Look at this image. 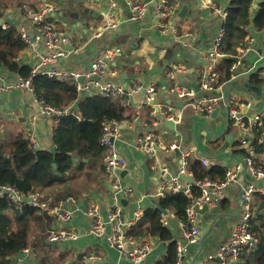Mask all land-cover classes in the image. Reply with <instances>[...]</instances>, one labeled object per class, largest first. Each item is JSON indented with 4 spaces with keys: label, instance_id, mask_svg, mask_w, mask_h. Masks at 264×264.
<instances>
[{
    "label": "crops",
    "instance_id": "obj_1",
    "mask_svg": "<svg viewBox=\"0 0 264 264\" xmlns=\"http://www.w3.org/2000/svg\"><path fill=\"white\" fill-rule=\"evenodd\" d=\"M49 1L58 3V12L55 17H52V21L57 31L68 34L69 38L65 48L72 50L67 57L54 61L52 67L83 72L89 69L93 62L103 59L106 53L120 50L121 55L117 54L110 60L109 71L105 79L122 86L126 82L132 83L128 88L132 93L130 100L133 104L129 110L134 112V117L139 116L140 121L132 127L124 128L122 137L116 141L118 153L126 159L127 164L130 162L128 174L123 179L124 186L131 189L130 195L126 198V206L123 205L126 219H132L134 211L139 205L144 210L148 207H155L158 200L154 194L159 186L171 177L181 175L180 157L175 155L176 151L168 150L173 143L178 142L184 150L195 149L196 152L191 157V163L200 162L202 158H205L212 165L217 164L225 168L244 159L242 156L233 154L234 144L237 141L242 142V132L237 125L229 120L224 104L221 103L215 110L216 113L208 117L201 116L189 105L195 99L213 94L202 89V82L207 71L206 53L211 48L218 31L225 24L227 17L225 18L223 14L227 12L233 0H210L211 7L215 6L216 11L207 8L208 0L205 1L203 7H197L196 2L199 0H169L171 12L165 20L159 16L156 4L158 0H150V3H147L146 14L140 21L132 19L131 8L127 2L114 0L118 7L113 13L119 21V26L115 30L105 33L101 38L94 36L97 29L104 23V13L108 11V2ZM134 1L145 2L144 0H131V2ZM43 2L44 0H0V12L4 24L17 28L26 26L31 29L28 18L21 12L20 6L28 4L35 10H39ZM262 3L264 0H261ZM261 4H258V0H253V5H258L257 9H254L252 5L253 14L258 11ZM186 5L188 11L182 14V9ZM158 18L162 19L161 22L158 21ZM254 32L258 33V38L253 42L257 44V49L261 50V55L256 54L253 57L254 49L244 58L241 66L237 69L238 79L234 83L221 82L223 87L226 86L225 91L228 95L253 102V108L244 111L247 117L259 112L264 104V82L258 84L253 78L255 76L258 80L259 69L264 61V31L258 32L254 28ZM76 49L79 51L73 53ZM45 51L44 43H38L32 50H23L19 62L32 67L36 63L37 55ZM119 62H121L119 67L113 66L114 63ZM2 73L8 82H14L19 76L6 71H2ZM225 74V66L221 63L219 80H223ZM124 75L127 76V79H124ZM171 75L174 76V79H171ZM174 84L194 89L195 96L187 99L180 98L171 91ZM248 84L255 88H261V90L251 89ZM138 85H142L143 88L154 85L158 104L155 106L153 104L140 105L145 95L140 91H133ZM2 106L3 110H1ZM150 110H156L155 118L149 115ZM172 110L175 113H172ZM172 118H176L175 129L165 125V122L172 121ZM150 121H152L151 125L148 124ZM54 128L52 119L40 114V106L24 90L18 89L8 93L4 104H0V141L10 140L11 134L16 137L23 133L26 137H33L39 149L51 150L55 146L53 142ZM146 134L153 135L155 140L160 143V149L158 151L155 149L153 154H146L139 149L140 140ZM230 136L231 140H229ZM252 139L250 138V140ZM247 144L249 147L245 148V144L243 148L250 152L252 150L251 143ZM257 158L260 163L264 162V153ZM159 166L167 167L166 177H163L158 171ZM185 176L194 178L190 166ZM101 178L103 180L100 183L92 181L85 182V184L82 183L84 178L81 173L66 184H57L40 191L44 195L53 196L56 203L70 200L69 208L74 212L72 219L62 224L56 217L40 210L41 213L53 218V224L48 231L62 229L71 234L76 233L78 239H67L57 244L47 240V244L50 245L48 249L32 248L36 258H23V255L19 253L10 260V264H42L39 257L48 250L49 262L47 264L53 262L80 264L84 260L88 261L91 256L98 258L95 264H156L159 259L164 257L167 254L168 245L154 237L145 236L142 239L152 245V250L149 256L138 263L129 259L132 249L130 244L126 243L122 250L109 244L107 238L114 233L115 229V224L107 218L112 187L104 169ZM252 181H254L252 174L245 171L237 182H233L225 188V199L222 203L210 206L209 210L202 215L200 219L202 231L196 244H187L180 219L173 211L168 210L169 224L165 227L172 231L174 239L178 242V247L185 248L179 264H220L216 258H209L217 256L220 249L229 242L244 211L241 196L242 187ZM255 184L260 186L261 182L255 181ZM70 187L74 192L72 196L65 199L56 198V195ZM94 205H99L100 212L107 223L105 235L102 238H95L89 233L90 222L85 212ZM258 249L259 245L253 251H245L239 260L230 261L231 264H245L246 258L254 257L255 253L252 252H257ZM80 255L81 258H79ZM246 255L248 256L245 257ZM91 264L94 262L92 261Z\"/></svg>",
    "mask_w": 264,
    "mask_h": 264
},
{
    "label": "built area",
    "instance_id": "obj_2",
    "mask_svg": "<svg viewBox=\"0 0 264 264\" xmlns=\"http://www.w3.org/2000/svg\"><path fill=\"white\" fill-rule=\"evenodd\" d=\"M108 2V11L104 13V23L97 29L95 38H101L105 33L115 30L119 26V21L116 19L113 11L117 9L118 4L114 0H86V2ZM130 5L132 12V19L140 21L146 14L148 4L143 1L122 0ZM161 4L158 5L159 16L165 20L170 16L169 0H160ZM206 0H203L205 3ZM207 8L217 10L215 6H212L210 0L206 3ZM58 3L44 0L42 7L39 10H35L28 4L20 6L21 12L28 18V20L35 21L37 25H31V29L26 26L18 27L19 34L26 46L25 49L32 50L36 44L44 43L46 51L42 54H38L36 63L32 67L31 75L28 78L17 76L14 82H8L5 75L0 71V97L2 94L11 93L14 90H24L28 92L34 99V101L40 106V114L49 117L53 121L54 127L59 125V116L68 114L71 109L66 111H60L52 106L46 104L44 101H39L35 95V89L33 87V78L38 75H47L49 77H58L59 80H67L74 84L77 93L80 96H92L102 95L109 97H120L124 103L123 105L130 109L132 103L130 96L132 93L128 91L125 93L122 85L113 81L106 80L108 73V64L113 56L116 57L120 50L114 52H108L104 55V58L92 63L91 67L83 72L69 69H56L52 67V63L59 59L65 58L70 54L72 50L65 48L66 42H68V34L57 31L55 24L52 21V17H55L58 12ZM227 12H224L223 16L226 18ZM3 19V18H2ZM4 29L9 28L7 24L3 25ZM226 37V28L223 25L215 36L212 46L206 53L207 71L206 76L202 82V89L212 92L210 96L195 99L190 102V107L200 114L201 116H210L220 106L224 104L228 111L229 120L237 125L242 132L241 141L247 144V137L253 135V129L260 124L261 119L264 117V104L261 110L255 113L251 117H247L243 110H251L253 108V102L251 100H240L233 95H228L222 85H219V67L221 58L225 56L222 51L223 41ZM252 37H247V45L238 49V55L234 57V63L230 68L232 79L239 76L237 69L241 66L245 57L254 51ZM76 49L73 53H77ZM57 58V59H55ZM107 59V63L104 60ZM264 60V57H263ZM174 79V76H170ZM259 78L264 82V61L259 69ZM143 86H137L133 91H140ZM171 91L178 95L182 99L192 98L195 96V91L192 88H185L174 84L171 87ZM156 87L151 85L147 88V94L141 100L140 105L148 104L156 100ZM155 106V105H154ZM156 110L150 112V116L155 117ZM247 119V120H246ZM176 121V118H172ZM140 121L139 116H135L133 119H124L121 121L107 120L102 122V133L100 136V145L105 148L106 155L104 157V172L106 177L110 180L112 187V196L110 202V208L107 212V218L115 224L114 233L108 236V242L112 247L122 250L124 245L130 244L132 249L129 253V259L133 262H140L144 260L152 250V245L145 240L139 238H129L126 236V232L137 225L143 218L144 209L141 205L134 211L132 219H126L124 215L123 200L130 195L131 189H128L123 184V178L121 174L126 169V159L118 153L116 141L120 140L124 128L132 127ZM31 146L33 149H39L37 142L33 137H29ZM139 149L146 154H153L156 145L160 147V143L155 140L151 134H146L140 140ZM259 143L264 146V131L262 132ZM166 149V148H164ZM169 151L181 150L180 157V174L186 175L188 168L191 164V157L195 154V149L188 148L182 149L178 142L173 143ZM250 154L254 156V150H250ZM200 163L204 167L212 166V163L205 158L200 160ZM158 171L163 177L168 174L167 167L159 166ZM225 169V180L215 181L210 179L195 181L193 184L186 183L180 179L179 176L171 177L167 182L159 186L158 190L154 194L156 200L166 198L168 192L182 193L187 198L191 199V203L186 209L187 223L181 222L184 228V232L187 238V244H196L199 240V235L202 231L200 224V214L204 206H215L222 203L225 199V188L233 183L237 182L241 174L248 171L252 174L254 181L244 184L242 187V201L244 211L242 217L234 228L229 242L224 245L217 256H211L209 259H215L220 257L223 264H231L232 261H237L241 258L245 251H253L259 245V238L253 233V220L255 217V194L264 195V170L257 166L253 158H244L241 162H235L232 166H227ZM255 181H260L261 185L257 186ZM199 188L200 195L195 196L192 192V187ZM7 188L8 194L6 195L9 200L14 204L22 205L28 204L33 208L47 212L49 215L56 217L62 224L69 222L74 212L69 208V202L60 201L55 202L54 197L51 195H44L40 191L33 192L28 196L22 195L16 188L13 187H0ZM1 194V193H0ZM68 205V206H67ZM162 214V213H161ZM172 214V213H171ZM86 217L89 219V233L95 238H102L105 235L106 222L103 215L100 212L99 205H94L85 212ZM167 215L162 214V224L167 226L169 224ZM67 239L77 240L76 233H68L62 229H52L48 232V242L59 243ZM184 247H178L179 264ZM23 258L34 257L36 255L31 248L23 249L21 253ZM98 260L97 257L91 256L88 261L84 260L80 264H94ZM229 260V262H228ZM231 261V262H230Z\"/></svg>",
    "mask_w": 264,
    "mask_h": 264
},
{
    "label": "trees",
    "instance_id": "obj_3",
    "mask_svg": "<svg viewBox=\"0 0 264 264\" xmlns=\"http://www.w3.org/2000/svg\"><path fill=\"white\" fill-rule=\"evenodd\" d=\"M252 5L253 0H233L228 7L224 24L226 37L222 45V51L228 59L221 60L226 74L223 80H219V85L232 82L230 68L234 63V57L238 55L237 48L247 45L246 38L252 36L249 28L253 27L258 32L264 31V3L255 14ZM0 19H2L1 12ZM25 48L17 27L10 26L4 29L1 26L0 71L28 78L32 67L19 62L21 52ZM253 78L256 79V83H263L259 76L258 80L255 76ZM32 83L39 101H44L60 111L68 109L71 111L58 117L59 125L54 128L53 134L56 147L54 153L50 150L33 149L29 138L23 133L14 137L9 143L0 142V187H13L22 195L28 196L57 184H66L81 173L86 183L92 181L100 183L103 180L101 178L104 169L103 160L106 155L105 148L99 142L102 122L131 120L134 118V112L127 109L122 99L118 97L80 96L70 81L38 75L33 78ZM76 102H79L77 110L73 108ZM148 124L151 125L152 121ZM263 131L264 117L260 124L254 127L253 135L250 137L253 139H247L254 150V156L248 149L243 148L245 144L240 141L234 144L233 154L243 158H253L257 166L264 170V162L260 163L257 160V156L264 153V146L259 143ZM190 170L195 181L225 180V169L217 164L204 168L199 161H195L191 163ZM192 192L195 196L200 195L199 188L195 186L192 187ZM73 194V189L70 187L56 195V198L65 199ZM255 202L253 231L259 238L260 244L258 251L252 252L255 253L254 257L246 258L245 264H264V195L255 194ZM190 203L191 199L182 193L168 192L166 198L158 200L157 204L165 210L173 211L181 222L187 223L186 209ZM161 213L157 206L146 208L142 220L130 228L126 236L139 239L149 236L167 243V254L156 264H177L178 242L174 239L172 231L163 226ZM52 224L53 218L47 214L28 204L16 205L7 196L0 194V264H10V260L23 249H48L50 245L47 244V232ZM39 258L42 264H47L49 250Z\"/></svg>",
    "mask_w": 264,
    "mask_h": 264
},
{
    "label": "water",
    "instance_id": "obj_4",
    "mask_svg": "<svg viewBox=\"0 0 264 264\" xmlns=\"http://www.w3.org/2000/svg\"><path fill=\"white\" fill-rule=\"evenodd\" d=\"M146 3H150V0H144ZM157 6L158 5H160L161 4V1L160 0H158L157 1ZM258 4H261V0H258ZM196 5H197V7H203V5H204V2H203V0H199V1H197L196 2ZM257 7H258V5H253V8L254 9H257ZM188 11V6L186 5V6H184L183 7V9H182V14L183 13H186ZM181 18H183L182 16H180ZM161 18H158V21L159 22H161ZM3 25V19H0V27ZM79 25H80V23H79ZM249 33H251V37H252V39H257L258 38V33H256V32H254V28L253 27H251V28H249ZM253 47H254V49H255V51L252 53V56L253 57H255L256 56V54H260L261 55V50H259V49H257V44H254L253 43ZM118 55H121V53H118ZM226 59H228V56H223L222 58H221V60H226ZM107 59H105L104 60V62L105 63H107ZM120 63L121 62H119V63H114V65L113 66H115V67H119L120 66ZM92 65V64H91ZM156 69V71H157V68H155ZM108 71H109V69H108ZM124 79H127V76L126 75H124ZM238 79V77L237 78H235V79H233L232 80V82L231 83H234L236 80ZM132 85V83H128V82H126L125 84H124V86H123V88H124V91H125V93H128V88H129V86H131ZM227 85H229V84H227ZM249 85V88H251V89H259V88H255V87H253L252 85H250V84H248ZM138 86H142V85H138ZM195 88V87H194ZM226 88V86H224V89ZM259 90H261V88L259 89ZM140 92L143 94V95H146L147 94V88L146 87H144V88H142L141 90H140ZM6 97H7V94H2L1 95V97H0V104H4V102H5V99H6ZM151 104H154V105H157L158 104V102L155 100V101H153V103H151ZM73 108L74 109H78L79 108V102H76L75 104H74V106H73ZM4 108H3V106H2V108H1V110H3ZM245 110H243V113L245 114V112H244ZM172 113H175V111L174 110H172L171 111ZM216 113V111H214V113L213 114H215ZM165 125L167 126V127H169V128H171V129H175V122L172 120V121H169V120H167L166 122H165ZM232 138H231V136H230V138H229V140H231ZM245 148H247V147H249V144H246L245 146H244ZM160 149V147L158 146V145H156V150L158 151ZM51 152H56V147L54 146V147H52L51 148V150H50ZM175 155H177V156H180L181 155V150H177L176 151V154ZM175 157V156H174ZM54 167H56V164H54ZM130 168V162H129V164H127V166H126V169L122 172V174H121V177L124 179L125 178V176L128 174V169ZM180 176V179H182L183 181H185V182H187V183H191V184H193L194 182H195V179L194 178H189V177H187V176H185V175H179ZM0 193L2 194V195H4V196H6L7 194H8V189L7 188H0ZM122 203H123V205L124 206H126V200H123L122 201ZM158 203V202H157ZM156 206H157V208H159L160 209V211L162 212V214H164V215H167V210H165V209H163L162 207H161V205L160 204H156ZM209 210V206H204V208L201 210V214H200V219H201V217H202V215L204 214V213H206L207 211ZM207 232V230L205 231V233ZM54 244H57V243H54ZM79 258H81V255L79 256ZM216 260L220 263V264H223V262H222V259L220 258V257H217L216 258Z\"/></svg>",
    "mask_w": 264,
    "mask_h": 264
},
{
    "label": "bare ground",
    "instance_id": "obj_5",
    "mask_svg": "<svg viewBox=\"0 0 264 264\" xmlns=\"http://www.w3.org/2000/svg\"><path fill=\"white\" fill-rule=\"evenodd\" d=\"M28 22L29 23H31L32 25H37V23L35 22V21H32V20H28ZM55 59H57V58H55ZM56 61V60H55ZM34 65H32V67H33ZM55 79H57V80H59V78L58 77H55ZM61 81H67V80H61ZM72 83V82H71ZM118 98H120V97H118ZM122 99V98H121ZM122 101H125V100H123L122 99ZM124 103V102H123ZM151 103H153V102H151ZM151 103H148V104H144V105H152ZM154 105V104H153Z\"/></svg>",
    "mask_w": 264,
    "mask_h": 264
},
{
    "label": "rangeland",
    "instance_id": "obj_6",
    "mask_svg": "<svg viewBox=\"0 0 264 264\" xmlns=\"http://www.w3.org/2000/svg\"><path fill=\"white\" fill-rule=\"evenodd\" d=\"M14 136H15L14 134H13V135L11 134V135L9 136V138L12 139V138H14ZM28 138H29V137H28ZM11 139H10V140H11ZM10 140H8V141H0V142H2V143H7V142H9ZM82 183H85V181L82 180ZM85 184H86V183H85Z\"/></svg>",
    "mask_w": 264,
    "mask_h": 264
}]
</instances>
